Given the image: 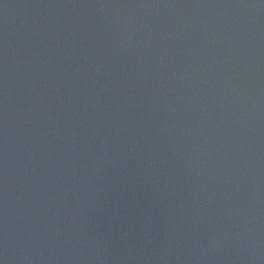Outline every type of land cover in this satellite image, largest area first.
Returning <instances> with one entry per match:
<instances>
[{
    "label": "water",
    "instance_id": "95a60500",
    "mask_svg": "<svg viewBox=\"0 0 264 264\" xmlns=\"http://www.w3.org/2000/svg\"><path fill=\"white\" fill-rule=\"evenodd\" d=\"M0 264H264V0H0Z\"/></svg>",
    "mask_w": 264,
    "mask_h": 264
}]
</instances>
